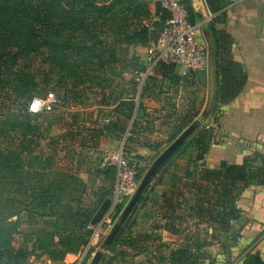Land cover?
Instances as JSON below:
<instances>
[{
    "label": "trees",
    "instance_id": "16d2710c",
    "mask_svg": "<svg viewBox=\"0 0 264 264\" xmlns=\"http://www.w3.org/2000/svg\"><path fill=\"white\" fill-rule=\"evenodd\" d=\"M206 3L217 14L225 7L226 0H206ZM184 7L188 24L195 25L196 15L190 0L185 1ZM168 18L169 14L153 0H0V95L15 97V103L24 106L23 113L11 119L3 118L5 113L1 108L4 107L0 103V188L7 193L0 195V264H27L30 257L42 256L49 257L53 264H68L65 261L74 259L88 246L93 234L88 226L113 191L114 168L96 170L95 176L101 185L97 189L89 188L80 177L79 169L59 170L53 156L38 149L41 140L61 141L60 153L66 152L78 138L80 147L91 144L95 148L104 139L121 141L127 135L125 144H128L137 134L134 116L140 104L134 101H117L114 121L107 126L89 127L76 116L67 119L64 114L54 112L29 114L30 102L55 79L57 89L63 91L60 97L63 107H84L85 88L100 86L121 63L118 49L155 45ZM224 22L222 16L213 24ZM211 31L216 45L218 106L215 110L220 111L216 114L220 119L221 107L242 93L247 76L242 65L231 59L234 40L213 27ZM33 69H45L40 81L36 80L38 74ZM145 69L146 64L141 63L134 70L144 72ZM201 74L181 76L177 67L159 61L141 86L139 103L156 100L165 88L175 90V96L181 92L186 94L181 97L186 105L175 118L169 142L178 138L200 114ZM219 119H214V123L221 128ZM50 136H56V140ZM206 138V131L196 133L166 161L162 167L164 175L156 178V187H165L167 175L169 184L157 194L159 201L154 202L150 215V232L139 234L135 230L136 220L127 221L108 247L114 253L112 258L117 255L124 261L129 252L140 256L145 252L144 246L150 245L157 246L151 264H221L230 255L229 241L235 240L229 236L232 224L242 216L238 198L251 186H263L264 156H259L260 167L254 166L257 156H243L236 163L223 161L217 169H211L200 163L207 152ZM192 147L196 155L193 159L189 157L182 178L169 174L167 167L175 159L183 158ZM142 148L152 150L153 147L144 143ZM132 165L140 182L141 167ZM89 189L93 198L84 209L81 207L72 215L52 213L61 196L69 192L84 195ZM148 201L144 200L143 207ZM125 202L126 199L114 205L112 221L118 218ZM25 209L51 211L49 216L55 218L51 230L40 228L29 235L22 234L17 217ZM188 221L198 228L206 227V238H200L198 229L196 233H192L191 227L183 229L182 224ZM161 232L177 240L166 243L160 238ZM19 238L22 242L16 246ZM28 243L32 244L31 251ZM93 253L94 249H90L81 264H87ZM243 264L264 262L255 254L249 255Z\"/></svg>",
    "mask_w": 264,
    "mask_h": 264
},
{
    "label": "rangeland",
    "instance_id": "374dc122",
    "mask_svg": "<svg viewBox=\"0 0 264 264\" xmlns=\"http://www.w3.org/2000/svg\"><path fill=\"white\" fill-rule=\"evenodd\" d=\"M132 49L134 48H127V47H121L118 49V55L120 56L121 63L116 66L114 74L109 76V78H106L104 82H101L100 86H95L91 88H87L85 90V99L86 103L84 107L82 106H70V107H63L61 104V99L63 95V91L60 89H57L56 80L53 79L50 81L49 86L44 89V91L40 94L39 99H45L50 94L54 96V102L52 106V110L50 112H54L55 114H64L67 119H70L72 116L78 117V121H83L86 125V127L97 125V126H107L110 121H114V112L113 109L115 107V104L119 100H128V101H134L136 105L140 104L139 109L135 112L134 118H136V132L137 134L133 136V141L128 142V144H125V140L127 136L124 138V140H121L124 142V145L122 149L124 150V153L126 154V157L130 160V162L140 165L143 175L146 173L148 168L151 166V164L154 162V160L172 143L169 142V139L172 135V125L175 121V118L177 117V114L179 112H182L186 103L182 102L181 97H185V93L181 92L178 93L175 96V90H167L166 88L162 90L163 94L159 95L156 100L152 101H143L142 103H139V95L141 92V87H138L137 84H135L132 80L128 79V75L131 71L134 69H137L140 67L141 63L139 62V58L132 52ZM148 64V61L146 65ZM45 70V69H43ZM43 70H36L33 69L32 71L36 74V80L40 81L41 76L44 71ZM202 73V71L200 72ZM202 75V74H201ZM200 81V92L204 93V78L201 77ZM14 98H10V96L6 94L0 95V103L2 104L1 108L2 112L5 113L3 115V118L8 116L9 118H17L23 113L24 106L20 104V102L15 103ZM167 99V100H165ZM20 104V105H17ZM29 107V105H28ZM28 107H27V113H28ZM25 112V111H24ZM49 112V113H50ZM92 112L93 114L91 117H89V113ZM214 116L213 118L209 119V121H206L205 119H202L200 117H197L195 121L200 122V126L196 129L194 134L191 136L192 138L196 135L198 132H207V138H206V145H207V152L211 149L210 147V140L208 143V134H209V128L213 127L215 129V139H214V145L216 148H223V146H226V151L222 153H218V159L220 163L223 161L221 158L222 155L224 157H227V159L233 156L232 147L228 143H224L226 136H224L226 133V130L228 132V128L223 127V124H220L221 128L217 124L214 123V119L217 118L220 111L214 109ZM223 113V111L221 112ZM45 114V113H44ZM168 118V119H167ZM220 120V119H219ZM223 128V130H222ZM146 129L147 131H144ZM52 139L56 140V136H50ZM230 139H232L235 142V148H236V141L239 142L238 136H236L233 133H230L229 136ZM191 139V138H189ZM188 139V140H189ZM113 140V139H110ZM80 139L78 138L77 141L70 144L68 150L66 152H60L59 149L61 148V141L52 142L50 138L43 139L40 141L39 150L43 151L46 155H52L55 159V164L57 165V168L59 170H65L67 168L70 169H79L81 172L80 177L82 178V175L86 174L88 177L82 178V180L86 183V185L89 188L97 189L100 187L99 184H97V181L95 179H98L95 176L96 170H106L108 168L113 169V167L106 165L105 162V156L106 153L98 152V146L99 144L94 148L91 144H87L83 147H80L79 144ZM149 143L153 148L148 149L145 154L138 153L140 149H142V144ZM232 145V143L230 142ZM126 149V150H125ZM144 149V148H143ZM146 149V148H145ZM133 152V153H132ZM108 153V152H107ZM194 149L192 147V159L196 154H194ZM236 153H234L235 155ZM208 155V154H207ZM249 156H257L258 159L254 162L255 167L261 166V153L260 152H254L251 151ZM263 156V155H262ZM172 157V156H171ZM206 155L205 159L201 161L200 163L206 164ZM182 159V158H181ZM192 162H194L192 160ZM132 163V164H133ZM166 163V162H165ZM164 163V164H165ZM163 164V165H164ZM200 164V165H201ZM163 165L161 166V170L159 169L156 173L155 180L152 182L151 186L148 187L146 193L142 196V198L139 200L138 204L134 208L132 214L129 216L127 221L130 223L133 222L135 216L138 214V210L141 211L143 208V204L145 203L144 200L147 198L148 201V207L151 209L154 206V195L159 194L162 190L158 191V187H156V178L158 179L161 177L163 173ZM87 172V173H86ZM52 175L49 176L51 178ZM141 177V179H142ZM101 179V178H99ZM140 179V180H141ZM92 190H87L84 195L79 192H69L67 195H63L60 198V203L58 206L51 210L53 212H59L63 214H70L72 215L75 212H78L81 207L82 209L85 208V206L89 205V203L92 201L93 196L91 195ZM30 194V192H28ZM0 195H7L6 190L4 188H0ZM113 193L111 192L110 196L107 199L112 200V205L110 206V210L113 212ZM129 200V199H128ZM128 200L124 203V207L126 206ZM1 203V202H0ZM119 203V202H118ZM154 208L152 209V211ZM50 212H46L43 210H34L29 211L28 209H25L22 211L19 216L17 217L19 219V223L21 225V233L24 235H29L30 233H34L36 230L40 228H45L47 230H51V225L54 222V217L49 216L51 214ZM121 214V213H120ZM119 214V216H120ZM182 214H185L182 212ZM113 215V214H112ZM118 216V218H119ZM118 218L113 221L115 224L118 221ZM16 218H13L15 220ZM127 221L124 223V225L127 223ZM192 223V224H191ZM113 224V225H114ZM113 225H111L108 228H104L102 234H101V241L99 242V247L94 250V253L91 255L90 259L88 260V263L91 261L93 255L95 253H102L101 259L99 261V264H151V256L153 255V252L157 251V246H144L145 252L142 253L140 256L141 261H139L137 258L139 256H134L133 253L129 252L128 257L126 260L123 261L122 257L114 256L113 252H110L108 249L105 251H102L101 247L104 243V240L109 235ZM123 225V227H124ZM122 227V228H123ZM183 229L189 228L191 229L192 233H196V231L200 230V238H206L204 235L206 234V227L201 226L197 227L194 225L193 222L188 221L186 224H182L181 226ZM121 228V229H122ZM198 229V230H197ZM210 232V231H209ZM138 233V232H137ZM164 232L160 233V238L162 241L166 243H174L176 241V237H173V241L169 240V236H164ZM191 233V232H190ZM119 234V233H118ZM140 234V233H139ZM159 235V234H157ZM92 237L90 238L89 242H91ZM22 242V238H19L16 240V246L20 245ZM96 242L93 241V244ZM113 243V242H112ZM111 243V245H112ZM27 248L29 251L32 250V244L28 243ZM213 256L215 255L214 249L211 251ZM74 259L67 260L68 264H72ZM48 263H54L49 257L42 256L39 259H36L35 257H30L27 261V264H48ZM56 264V263H55Z\"/></svg>",
    "mask_w": 264,
    "mask_h": 264
},
{
    "label": "crops",
    "instance_id": "0c3cea01",
    "mask_svg": "<svg viewBox=\"0 0 264 264\" xmlns=\"http://www.w3.org/2000/svg\"><path fill=\"white\" fill-rule=\"evenodd\" d=\"M196 15V37L206 48V60L202 69L205 92H200L201 109L198 117L209 121L213 118L216 102L217 77H216V45L212 35V27L222 31L232 38L233 44L230 52L231 59L242 65L247 76V82L242 93L227 106H222L220 124L228 128L225 143L232 147L236 153L230 158L221 156L223 161L236 163L243 156H249L251 151L260 152L264 156V0H226L225 7L214 14L210 11L206 0H190ZM224 16L225 22L214 25L216 18ZM148 48H134L132 52L139 58V62L146 64ZM210 147L206 154L207 167L217 169L220 161L217 154L226 151V146L216 148L214 145L215 129L210 127ZM223 130V128H222ZM230 133L238 136V141L230 139ZM232 143V145L230 144ZM123 141L104 139L98 146V152L107 153L122 149ZM138 153H146L147 149H140ZM192 150L187 149L182 159L175 161L167 167L171 175L180 178ZM205 159V158H204ZM222 161V162H223ZM88 177L86 174L82 178ZM165 187L159 186L158 191L166 189L169 184L168 175L165 176ZM172 177V176H171ZM97 184L101 181L95 179ZM159 196V195H158ZM160 198V197H159ZM154 200L159 201L157 195ZM238 205L242 209L239 221L232 224L229 241L230 255L221 260V264H243L249 255L257 254L264 262V184L260 187L251 186L244 190L238 198ZM152 209L148 204L135 216L136 232L146 234L150 232ZM169 240L173 241V236ZM177 240V238H176ZM141 256V255H140ZM137 259L141 261V257ZM50 264V263H48Z\"/></svg>",
    "mask_w": 264,
    "mask_h": 264
},
{
    "label": "built area",
    "instance_id": "2783aa9c",
    "mask_svg": "<svg viewBox=\"0 0 264 264\" xmlns=\"http://www.w3.org/2000/svg\"><path fill=\"white\" fill-rule=\"evenodd\" d=\"M169 14L165 27L155 45L148 48V64L144 72L133 70L128 75L138 87H141L152 72L154 65L161 61L169 63L178 68L181 76L189 73L201 72L206 60V48L196 37L195 25L187 22V11L184 7L186 0H153ZM54 96L50 94L45 99L34 98L28 107V113L37 115L48 113L52 110ZM106 165L115 169V182L113 186V203L122 202L132 197L138 188L136 180L137 171L134 165L126 157L123 149L106 153ZM112 210L108 211L102 221L95 227L91 225L88 229L93 231L91 242L76 255L72 264H81L90 249L98 248L101 234L104 228L113 225ZM93 241L96 243L93 244ZM88 263V262H87Z\"/></svg>",
    "mask_w": 264,
    "mask_h": 264
},
{
    "label": "water",
    "instance_id": "95a60500",
    "mask_svg": "<svg viewBox=\"0 0 264 264\" xmlns=\"http://www.w3.org/2000/svg\"><path fill=\"white\" fill-rule=\"evenodd\" d=\"M200 126L199 121H195L193 124H191L189 127H187L179 136L176 138L151 164V166L148 168L146 173L143 175L142 179L139 182L138 188L135 191V193L132 195V197L128 200L126 206L122 210L118 221L113 225L109 235L104 240V243L102 244V251H105L108 249V247L111 245V243L114 241L116 236L118 235L119 231L123 227L124 223L127 221L129 216L132 214L134 208L138 204L139 200L142 198L146 190L148 189L153 177L156 175L158 170L161 168V166L171 157L173 156L182 146L183 144L188 141L189 138L194 134L196 129ZM210 134L211 131H209L208 134V143L210 140ZM112 205L111 199H106L103 204L99 207L95 215L93 216L90 225L92 227L97 226L102 219L106 216L107 212L110 209V206ZM102 253H95L89 262V264H99V261L101 259Z\"/></svg>",
    "mask_w": 264,
    "mask_h": 264
}]
</instances>
